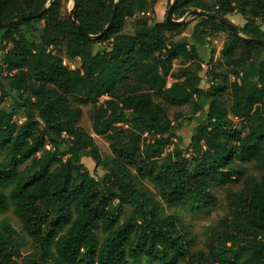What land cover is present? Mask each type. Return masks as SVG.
Masks as SVG:
<instances>
[{
	"label": "trees",
	"instance_id": "trees-1",
	"mask_svg": "<svg viewBox=\"0 0 264 264\" xmlns=\"http://www.w3.org/2000/svg\"><path fill=\"white\" fill-rule=\"evenodd\" d=\"M67 1L0 0V22L47 7L0 28V212L11 207L35 249L21 258L17 230L3 218L0 264H131L140 257L264 264V44L244 39L264 38V0H177V18L199 9L245 20L234 35L197 17L190 36L179 39L186 22L150 19L148 0H75L76 20L92 35L117 6L107 31L85 38L63 12ZM127 17H134L132 33L122 31ZM211 31L228 37L204 68L199 48ZM63 56L78 65L68 67ZM186 104L197 123L181 148L172 146L170 110ZM87 105L91 131L108 141L110 156L78 124ZM83 152L102 167L101 178ZM231 182L240 189L228 192L226 214L207 227L204 248L194 249L165 206L209 208L216 202L210 188Z\"/></svg>",
	"mask_w": 264,
	"mask_h": 264
},
{
	"label": "rangeland",
	"instance_id": "rangeland-1",
	"mask_svg": "<svg viewBox=\"0 0 264 264\" xmlns=\"http://www.w3.org/2000/svg\"><path fill=\"white\" fill-rule=\"evenodd\" d=\"M152 2V12L148 11L149 17L152 20L162 21L164 19L166 10L172 0H148ZM73 4L72 0H68L63 6V12L68 13L69 9ZM173 19L179 20L181 18H177L176 15H172ZM231 23L242 26L245 22L244 18L236 13H228L225 15ZM186 27L182 31V33L177 36L175 39H179L183 36H190L192 26L198 22L197 16H187L185 18ZM134 28V17H127L124 22L123 32L132 33ZM261 29L264 31V21L261 25ZM228 32L227 31H215L210 32L207 36L208 45L199 48L200 54L203 57V65L206 68L207 60L212 57L213 60H217V58L221 55V48L224 42L227 40ZM4 44L3 42L1 43ZM108 43L97 44V46H107ZM5 46V45H4ZM1 52V47H0ZM262 57H264V51L262 52ZM63 64L68 67H75L78 65V61L68 60L65 56L62 57ZM178 62L176 61L175 64ZM203 80L201 81V86H207V79L209 77L203 72L202 73ZM232 81L233 78L231 77ZM5 102H3L4 104ZM82 115L78 124L87 132L91 133L94 138L96 145L98 146L99 152L102 156H110L111 151L109 149L108 141L100 136H97L92 133L90 126V117H89V109L90 106H82ZM198 113L194 112V107L191 104H186L184 106L178 108H172L170 110V117L174 122L175 127V138L173 139L172 146H178L181 148H186L189 145L190 136L196 126V117ZM234 125L236 127H240L241 118L236 116H231ZM15 120L19 122L23 119L22 115H16ZM171 146V147H172ZM166 149V152L171 148ZM82 160L86 167L89 169L91 174L97 178H101L104 170L100 165H96L92 159L86 155L85 152L82 153ZM248 171L254 175H258V171L254 169L253 163L246 164ZM147 187L154 193L157 194L156 189L147 181H145ZM240 182H231L225 184L223 186H212L210 188V192L216 198V202L209 208H198L193 206L192 204H183L176 207H168L165 206L166 213H176L180 218L181 223L186 227V230L189 232L190 236L193 238L194 249H203L205 234L207 231V227L216 223L219 219H221L227 212V203L226 196L228 192H236L240 189ZM127 210V208H124ZM3 218H8L12 226L17 230V244L19 248V252L21 258H27L31 256V254L35 251L33 242L31 239L22 232L18 219L12 214L11 207L4 211L0 212V220ZM101 236V234H99ZM131 264H155L153 261L147 260L144 257H140L137 261L132 262Z\"/></svg>",
	"mask_w": 264,
	"mask_h": 264
},
{
	"label": "water",
	"instance_id": "water-1",
	"mask_svg": "<svg viewBox=\"0 0 264 264\" xmlns=\"http://www.w3.org/2000/svg\"><path fill=\"white\" fill-rule=\"evenodd\" d=\"M72 1H73V4H72L71 8L69 9L68 13H69V15L71 17L72 23L75 25V27L77 28L78 32L85 38H99V37H101L107 31V29L111 26V24L113 23L114 18L116 17L117 6H116V3H114L113 10H112V13L110 15V18H109L107 24L102 29V31L99 32L98 34H95V35L88 34L81 28V26L78 24V22L76 20V14H75V8H74L75 0H72ZM176 1L177 0H172L170 2V4H169L167 10H166L165 20H166L167 23H173V24L183 23V22H185V18L187 16L195 15L197 17L207 18V19H212V20L218 21V22L224 24L229 29V31L232 32L234 35H239V29H238V27L235 24L229 22L227 19H225L223 17H220V16H218V15H216L214 13L201 11L199 9H191V10H189L179 20L173 19L172 15H173V9H174V6L176 4ZM46 9H47V7H45L42 11H39L36 14H33V15H25V16H22V17H18V18H14V19H11V20L0 22V28L6 27V26H9V25H12V24H17L20 21L29 20V19H32V18H35V17H39ZM244 39L246 41L254 42V43H257V44H261V45L264 44V38H244Z\"/></svg>",
	"mask_w": 264,
	"mask_h": 264
},
{
	"label": "built area",
	"instance_id": "built-area-1",
	"mask_svg": "<svg viewBox=\"0 0 264 264\" xmlns=\"http://www.w3.org/2000/svg\"><path fill=\"white\" fill-rule=\"evenodd\" d=\"M142 14H143V12H141V13H140V15H142ZM146 15H149V13H148V12H146Z\"/></svg>",
	"mask_w": 264,
	"mask_h": 264
}]
</instances>
